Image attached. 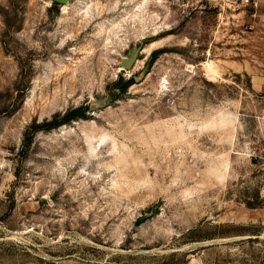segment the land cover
Returning a JSON list of instances; mask_svg holds the SVG:
<instances>
[{"label": "rangeland", "instance_id": "1", "mask_svg": "<svg viewBox=\"0 0 264 264\" xmlns=\"http://www.w3.org/2000/svg\"><path fill=\"white\" fill-rule=\"evenodd\" d=\"M252 20L239 0H0V264H264Z\"/></svg>", "mask_w": 264, "mask_h": 264}, {"label": "trees", "instance_id": "2", "mask_svg": "<svg viewBox=\"0 0 264 264\" xmlns=\"http://www.w3.org/2000/svg\"><path fill=\"white\" fill-rule=\"evenodd\" d=\"M160 54L161 51H154L152 53V61L156 60ZM134 84H135L134 78H130L129 80H124L123 78H120V80L117 82L116 85H119V90L122 94V93H126L128 89ZM84 111L85 109L82 108L74 109L65 115L63 121L58 122L55 119L53 121L45 122L43 124H35L30 129L34 130V132L43 131V130H52L60 127L63 124L69 123L73 120L84 118L85 116ZM25 143L27 148H29L32 143V139H30L29 133L26 134ZM262 205H263L262 203H258L256 205H252L250 203L247 204L249 208H258L261 207Z\"/></svg>", "mask_w": 264, "mask_h": 264}, {"label": "crops", "instance_id": "3", "mask_svg": "<svg viewBox=\"0 0 264 264\" xmlns=\"http://www.w3.org/2000/svg\"><path fill=\"white\" fill-rule=\"evenodd\" d=\"M255 6L249 7L251 10L252 28L261 29V41L264 47V0H254ZM247 73V71H245ZM249 74V73H248ZM261 75L251 76V82L253 89L256 92H262L264 94V69L260 73ZM261 93V94H262Z\"/></svg>", "mask_w": 264, "mask_h": 264}, {"label": "built area", "instance_id": "4", "mask_svg": "<svg viewBox=\"0 0 264 264\" xmlns=\"http://www.w3.org/2000/svg\"><path fill=\"white\" fill-rule=\"evenodd\" d=\"M173 3L179 4L181 6H184L185 8H202L205 2H211L213 0H170ZM240 4L243 7H251V6H255V2L254 0H239Z\"/></svg>", "mask_w": 264, "mask_h": 264}, {"label": "water", "instance_id": "5", "mask_svg": "<svg viewBox=\"0 0 264 264\" xmlns=\"http://www.w3.org/2000/svg\"><path fill=\"white\" fill-rule=\"evenodd\" d=\"M52 2H55L57 4H61V5H64V4H67L69 3L70 0H51ZM135 60H124L122 63H121V66L125 69H129L130 67L133 66V63H134Z\"/></svg>", "mask_w": 264, "mask_h": 264}, {"label": "bare ground", "instance_id": "6", "mask_svg": "<svg viewBox=\"0 0 264 264\" xmlns=\"http://www.w3.org/2000/svg\"><path fill=\"white\" fill-rule=\"evenodd\" d=\"M160 1V0H159ZM154 45V44H153ZM148 52V51H147ZM148 54V53H147ZM150 54V53H149ZM128 72V71H127Z\"/></svg>", "mask_w": 264, "mask_h": 264}]
</instances>
